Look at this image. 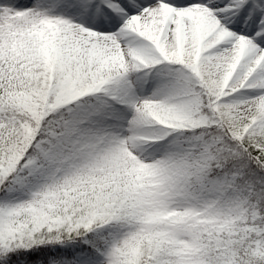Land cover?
Instances as JSON below:
<instances>
[{"label": "snow or ice", "instance_id": "6c2138e0", "mask_svg": "<svg viewBox=\"0 0 264 264\" xmlns=\"http://www.w3.org/2000/svg\"><path fill=\"white\" fill-rule=\"evenodd\" d=\"M0 264H264V0H0Z\"/></svg>", "mask_w": 264, "mask_h": 264}]
</instances>
